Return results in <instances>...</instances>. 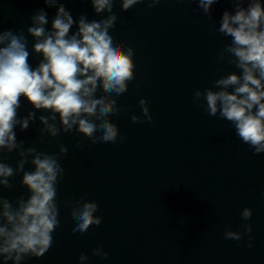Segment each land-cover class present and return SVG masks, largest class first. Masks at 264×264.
Masks as SVG:
<instances>
[{
	"label": "water",
	"instance_id": "1",
	"mask_svg": "<svg viewBox=\"0 0 264 264\" xmlns=\"http://www.w3.org/2000/svg\"><path fill=\"white\" fill-rule=\"evenodd\" d=\"M62 2L74 19L81 14L102 18L90 0ZM231 8L229 0H221L209 21L191 0H161L153 8L145 0L127 12L116 0L113 10L119 20L112 35L134 48L136 64V79L118 98L130 111L111 117L125 142L81 152L73 145L82 137L62 135L37 145L49 153L57 152L58 144L69 148L58 186L61 226L53 233V247L23 264H79L82 253L89 256L86 264H264V154L253 155L229 122L206 115L193 101L197 89L211 87L229 72L239 74L234 66L218 62L229 41L210 30ZM37 9L47 11L50 29L56 8H47L44 0H0V30L26 31ZM76 30L74 25L71 31ZM40 58L33 54L30 63L35 66ZM141 98L150 102L152 123L131 121V115H141ZM29 110L22 100L20 115ZM41 114L46 115L37 112ZM39 127L37 122L25 132L17 129V139L31 146ZM17 160L12 153L8 163L15 167ZM20 180L16 176L14 187L0 194L9 200L27 198ZM85 194L98 203L96 215L103 221L84 235L73 234L65 201ZM244 207L253 210L247 222L253 226L251 249L248 237L239 243L223 237L226 226L239 230ZM99 246L109 252L108 259L92 255Z\"/></svg>",
	"mask_w": 264,
	"mask_h": 264
},
{
	"label": "clouds",
	"instance_id": "2",
	"mask_svg": "<svg viewBox=\"0 0 264 264\" xmlns=\"http://www.w3.org/2000/svg\"><path fill=\"white\" fill-rule=\"evenodd\" d=\"M95 15L73 18L62 0H44L47 8H56L49 24L48 13L37 9L25 29L0 30V193L14 187L13 180L21 176L20 186L27 190L9 200L0 194V264H23L42 258L54 244L53 233L61 226L57 203L58 186L64 179L61 161L69 148L58 144V151L38 150L37 145L62 135L82 137L73 145L85 151L97 144H122L125 137L111 119L130 109L119 104L118 98L129 91L136 79L135 50L112 35L119 17L114 12L116 0H90ZM145 0H119L120 10L127 12ZM161 0H147L148 8ZM209 21H214L213 6L221 0H191ZM218 26L211 31L228 39L220 49L218 62H226L239 70L221 75L211 87L197 89L193 101L210 117H219L231 124L236 137L253 155L264 154V0H229ZM76 31L72 32L73 26ZM31 37V50H29ZM40 60L33 66L30 57ZM22 100L32 110L20 115ZM141 115H131L133 123H152L150 102L138 101ZM37 112L46 113L37 115ZM37 122L39 137L25 147L17 139L21 132ZM87 141V144L85 143ZM18 157L15 167L8 163L11 154ZM30 165L31 169H26ZM264 195V193H262ZM74 221L73 234H86L92 226H100L103 218L96 215L99 205L88 199L65 201ZM239 230L226 226L225 240L241 242L248 237L247 248H253L251 233L253 210L240 212ZM92 255L108 259L103 246ZM89 260L87 253L79 256V264Z\"/></svg>",
	"mask_w": 264,
	"mask_h": 264
}]
</instances>
